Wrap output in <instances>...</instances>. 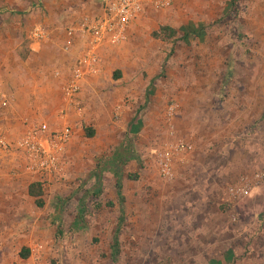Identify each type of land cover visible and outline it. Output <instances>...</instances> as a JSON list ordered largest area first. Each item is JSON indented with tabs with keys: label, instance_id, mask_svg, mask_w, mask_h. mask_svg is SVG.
I'll list each match as a JSON object with an SVG mask.
<instances>
[{
	"label": "rangeland",
	"instance_id": "rangeland-1",
	"mask_svg": "<svg viewBox=\"0 0 264 264\" xmlns=\"http://www.w3.org/2000/svg\"><path fill=\"white\" fill-rule=\"evenodd\" d=\"M37 1L21 7L34 10ZM155 14L148 29L169 24L177 38L146 36L128 65L103 72L119 74L126 90L116 104L125 109L115 116L110 108L100 128L87 123L91 138L83 126L74 129L62 178L44 190L62 189L51 199L57 210L46 212L55 234L46 231L43 244L8 242L0 264H260L264 184L238 202L227 189L258 169L246 153L264 131V0H176ZM175 140L194 149L164 179L157 157Z\"/></svg>",
	"mask_w": 264,
	"mask_h": 264
},
{
	"label": "crops",
	"instance_id": "crops-1",
	"mask_svg": "<svg viewBox=\"0 0 264 264\" xmlns=\"http://www.w3.org/2000/svg\"><path fill=\"white\" fill-rule=\"evenodd\" d=\"M24 1L27 0H0V86L11 97L9 108L0 107V132L7 140L14 141L25 134L30 123L48 121L54 128L55 125L63 126L65 118L74 129L87 123L95 128L102 127V120L110 108L116 109L117 105H122L125 109V104L120 101L116 104V101L121 100L126 90L121 86L118 73L109 77L103 72L111 64L120 67L128 65L131 50L137 47L138 41L146 36L152 39L154 31L161 25L169 24H160L149 30L155 13L159 11H148L131 25L124 44L118 47L104 44L100 49L101 73L89 77L83 84L80 96L84 109L79 114L66 103L61 90L85 43L77 38L70 52L63 51L65 29L83 16H101L104 0H46L45 3L39 0L36 8L33 10V5L29 11L21 7ZM41 3L44 8L40 6ZM8 5L17 6L8 10L5 8ZM43 9L47 12H43ZM37 25L48 28L49 37L46 40L34 42L29 39V33ZM25 41L29 42L30 54L26 60H22L18 51ZM117 74L118 78H115ZM112 82L117 84L114 89ZM56 93H59V104L54 101ZM106 93L111 94L108 100ZM246 157L250 158L251 167H258L257 170L264 168L263 128H259V137L250 144ZM24 166L21 152L7 153L0 149V256L6 255L7 243L15 239L22 242L30 239L28 246H31L34 240H44L46 231L55 234L53 216L46 215V212L57 210V204L51 199L62 189L51 188L54 192L52 196L44 194L45 206L37 207L35 199L29 195V185L40 181V177L28 173ZM243 169L249 170L246 166ZM47 187H51V184L44 190ZM260 264H264V255H261Z\"/></svg>",
	"mask_w": 264,
	"mask_h": 264
},
{
	"label": "built area",
	"instance_id": "built-area-1",
	"mask_svg": "<svg viewBox=\"0 0 264 264\" xmlns=\"http://www.w3.org/2000/svg\"><path fill=\"white\" fill-rule=\"evenodd\" d=\"M175 0H104L103 14L98 17L83 16L67 26L63 51L70 52L75 40L81 38L85 48L81 50L71 68V73L62 91L66 103L81 114L84 106L81 99L83 84L89 77L98 76L102 70L100 49L106 43L118 47L128 39V30L141 16L148 11H166L173 7ZM49 37L48 28L44 25L35 26L29 33V39L38 42ZM59 75V73H57ZM11 106V97L1 90L0 107ZM122 105H117L115 116H119ZM178 105L169 106V119L176 114ZM63 126L52 127L46 122L32 124L25 134L14 141L7 140L0 132V149L4 152H21L25 161V170L40 177L45 188L63 175V157L70 144L74 128L67 119ZM174 135V131H170ZM173 139V138H172ZM174 140V139H173ZM194 146L182 140L172 141L158 154L157 166L164 179L174 176V164L177 157L193 151ZM264 184V169L251 175H242L237 182L227 189L230 202H238L251 194L253 189ZM32 260V259H31ZM10 264H33L30 260Z\"/></svg>",
	"mask_w": 264,
	"mask_h": 264
},
{
	"label": "trees",
	"instance_id": "trees-1",
	"mask_svg": "<svg viewBox=\"0 0 264 264\" xmlns=\"http://www.w3.org/2000/svg\"><path fill=\"white\" fill-rule=\"evenodd\" d=\"M152 38L155 40L160 41H174L178 36V31L176 28L170 26V25H161L160 28L152 33ZM23 49L18 51V55L22 60H26L30 54V48H29V42L25 41L23 43ZM115 78H118V74L115 75ZM85 132L87 133L88 137H93L95 135V131L91 127H87L86 125L83 126ZM134 177V176H133ZM136 178V176H135ZM117 191L120 195V200H124L122 191H123V185L119 181L117 183ZM44 187L43 184L40 181L33 182L29 185V195L35 199V204L39 208H43L45 206V200H44ZM30 256V249L29 248H23L20 252V257L23 259H27Z\"/></svg>",
	"mask_w": 264,
	"mask_h": 264
}]
</instances>
